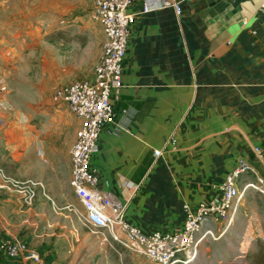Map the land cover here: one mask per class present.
<instances>
[{
  "label": "crops",
  "instance_id": "obj_1",
  "mask_svg": "<svg viewBox=\"0 0 264 264\" xmlns=\"http://www.w3.org/2000/svg\"><path fill=\"white\" fill-rule=\"evenodd\" d=\"M143 1L131 2L137 15L122 83L111 94L121 132L101 128L91 163L107 213L125 204L126 221L144 233L174 232L183 226L185 204L221 196L238 159L264 175V0H167L177 2L180 15L172 5L141 14ZM99 37L102 43L100 30ZM92 76L93 66L81 78ZM50 83L40 94L50 93ZM43 112L39 124L30 117L28 140L17 123L14 158L0 156L7 174L36 183L27 203L0 177V238L26 241L40 262L0 253V264H142L68 208L83 210L69 184L79 119L65 103ZM154 149L161 150L156 158ZM12 164L19 165L13 173ZM251 178L245 173L241 181Z\"/></svg>",
  "mask_w": 264,
  "mask_h": 264
},
{
  "label": "built area",
  "instance_id": "obj_2",
  "mask_svg": "<svg viewBox=\"0 0 264 264\" xmlns=\"http://www.w3.org/2000/svg\"><path fill=\"white\" fill-rule=\"evenodd\" d=\"M132 0H93L92 17L99 23L104 39L101 52L93 69L91 79H76L54 89L51 99L54 103H65L69 111L79 119L74 141L69 150V184L83 210L68 207L105 241L118 243L129 252L142 255L154 264H192L198 257L202 243L207 239H218L233 222L241 199L248 190L264 196V175L256 173L242 158L224 177L221 196L212 202L200 201L195 208L183 206V226L174 232L144 233L138 226L126 221V205H121L113 214L104 209V200L97 187L99 174L91 159L96 152V142L104 125H114L115 112L111 101L113 90L122 83L123 61L127 51L131 26L137 13L130 11ZM141 14L158 6L172 5L180 15L177 2L144 0ZM175 140L172 138V143ZM258 151V148L254 149ZM160 149L153 150L156 158ZM245 173L253 178L241 186L239 179ZM4 187L25 196L30 203L35 196L36 183L30 179L21 180L6 173L0 167ZM203 224H208L205 229ZM0 253L10 259L24 258L40 262L39 254L29 244L18 238L1 237Z\"/></svg>",
  "mask_w": 264,
  "mask_h": 264
},
{
  "label": "rangeland",
  "instance_id": "obj_3",
  "mask_svg": "<svg viewBox=\"0 0 264 264\" xmlns=\"http://www.w3.org/2000/svg\"><path fill=\"white\" fill-rule=\"evenodd\" d=\"M92 8L93 0H0L1 157L13 159L20 151L17 123L28 140L30 117L39 124L43 109L55 105L51 92L94 69L102 30ZM44 83L51 86L43 95ZM259 246L264 247V196L248 190L227 231L204 241L193 264H249ZM135 255L142 264H154Z\"/></svg>",
  "mask_w": 264,
  "mask_h": 264
},
{
  "label": "trees",
  "instance_id": "obj_4",
  "mask_svg": "<svg viewBox=\"0 0 264 264\" xmlns=\"http://www.w3.org/2000/svg\"><path fill=\"white\" fill-rule=\"evenodd\" d=\"M249 264H264V247L259 246L251 256Z\"/></svg>",
  "mask_w": 264,
  "mask_h": 264
},
{
  "label": "water",
  "instance_id": "obj_5",
  "mask_svg": "<svg viewBox=\"0 0 264 264\" xmlns=\"http://www.w3.org/2000/svg\"><path fill=\"white\" fill-rule=\"evenodd\" d=\"M206 2H207V5H209V4H210V1H209V0H206Z\"/></svg>",
  "mask_w": 264,
  "mask_h": 264
}]
</instances>
